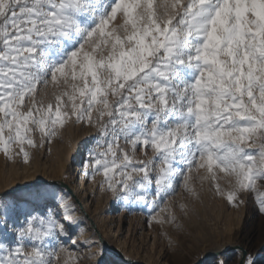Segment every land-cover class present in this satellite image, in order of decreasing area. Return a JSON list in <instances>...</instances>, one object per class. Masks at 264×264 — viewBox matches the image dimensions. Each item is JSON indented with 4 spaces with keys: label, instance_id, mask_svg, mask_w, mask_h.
<instances>
[{
    "label": "snow or ice",
    "instance_id": "6c2138e0",
    "mask_svg": "<svg viewBox=\"0 0 264 264\" xmlns=\"http://www.w3.org/2000/svg\"><path fill=\"white\" fill-rule=\"evenodd\" d=\"M75 126L96 132L82 175L150 225L181 229L205 182L264 215V0H0V153L28 164ZM77 211L0 199V264H103Z\"/></svg>",
    "mask_w": 264,
    "mask_h": 264
},
{
    "label": "rangeland",
    "instance_id": "374dc122",
    "mask_svg": "<svg viewBox=\"0 0 264 264\" xmlns=\"http://www.w3.org/2000/svg\"><path fill=\"white\" fill-rule=\"evenodd\" d=\"M157 3H163V0H157ZM114 23H119V19ZM49 91H52L51 87ZM95 135L94 129L68 127L62 133V139L51 143V152L46 144L44 148L33 151L34 158L28 164L23 163L19 157L15 162L6 160L5 155L0 153V199L7 201L6 197L9 195L23 193L26 196L28 191L37 190L57 196L68 195L65 187L51 182L59 180L67 184L70 176L77 174L75 166L82 168L89 147L84 146V142ZM80 146H84L83 150H80ZM84 179L87 186L91 184L90 194L94 196L99 216L108 217L112 212L119 215L121 228L116 236L110 238L111 241L116 244V238L125 239L127 254L140 261L139 264H195L212 252L223 253L221 258L226 259L228 264H241L243 257L240 247L252 255L257 264H264V215L257 212L252 194L246 197L244 205L236 208L225 199L216 198L205 182L202 199L195 203L189 201L191 211L188 216L185 217L177 209V223L182 225L181 229H177L175 224L161 225L153 222L150 225L147 212L130 210L120 202L114 201L112 197L97 191L96 184L89 183L85 176ZM99 179L100 177H97V181ZM44 181L49 183H38ZM261 190H264V187ZM72 199L76 203L74 197ZM185 200L186 197L181 192L177 196V202ZM114 205L116 206L113 207ZM76 207L77 214L84 220L81 225L84 235L80 239L91 236L98 240L96 231L79 210L78 203ZM113 229L116 230V227ZM169 237L175 241L174 244L170 245ZM101 245L104 255L98 259H101L103 264H132L104 244ZM216 258V255L210 256L202 264H215Z\"/></svg>",
    "mask_w": 264,
    "mask_h": 264
},
{
    "label": "bare ground",
    "instance_id": "6f19581e",
    "mask_svg": "<svg viewBox=\"0 0 264 264\" xmlns=\"http://www.w3.org/2000/svg\"><path fill=\"white\" fill-rule=\"evenodd\" d=\"M91 139L87 138L84 142V146H89V142ZM83 147L80 146V150H83ZM81 153V152H80ZM77 171V174H74L70 176L68 183H67V190L68 195L72 198L74 197L76 203H78V208L80 211L83 212V209L87 212L89 215L88 220L90 222H93L96 225V229L98 233L96 232V238L98 241H100L101 244H103V241H109L110 245L115 246V248L120 251L125 259H127L130 262H138L140 261L133 259L129 254H127V250L125 249L126 241L121 240V238H116L117 243H113L110 238L112 236H116L118 230L121 228V223L119 222V215L117 212H112L110 216H99V210L97 204H95L94 196L90 194V188L91 184L88 186L85 183L84 176L82 175L81 171L82 168L79 166H75V172ZM58 183L62 182L57 180ZM62 195V194H60ZM58 195V196H60ZM21 197H24L23 193H17L14 195H9L6 197L7 202L11 203L14 200H17ZM114 205L113 207H115ZM116 227V230L113 228ZM217 251V250H216ZM220 251V250H219ZM146 264H149V262H145Z\"/></svg>",
    "mask_w": 264,
    "mask_h": 264
},
{
    "label": "water",
    "instance_id": "95a60500",
    "mask_svg": "<svg viewBox=\"0 0 264 264\" xmlns=\"http://www.w3.org/2000/svg\"><path fill=\"white\" fill-rule=\"evenodd\" d=\"M38 183H49V182L44 181V182H38ZM51 183H53V184H55V185H59V186H61V187H65V188H67V184H65V183H63V182L58 183V182H56V181H52ZM83 214H84L87 218H89V215L87 214V212H86L84 209H83ZM91 224H92L94 230L98 233V231H97V229H96V225H95L93 222H91ZM98 234H99V233H98ZM99 236H100V234H99ZM103 244H104L105 247H107V248H109V249H111V250L117 252V253H118V254H119L124 260L128 261L127 259H125V258L123 257V255H122V254H121L116 248H114L113 246H111L107 241H103ZM240 250L242 251V257L244 256V254H247V252H246V250H245L244 248L240 247ZM217 253H220V252H212V253L206 254L204 257H202L201 259H199L195 264H202V263H203L208 257L213 256V255H216ZM131 263H132V264H139V263H137V262H131Z\"/></svg>",
    "mask_w": 264,
    "mask_h": 264
}]
</instances>
